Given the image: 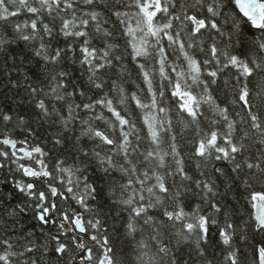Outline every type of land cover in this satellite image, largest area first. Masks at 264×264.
Masks as SVG:
<instances>
[{
	"label": "clouds",
	"instance_id": "9594fccd",
	"mask_svg": "<svg viewBox=\"0 0 264 264\" xmlns=\"http://www.w3.org/2000/svg\"><path fill=\"white\" fill-rule=\"evenodd\" d=\"M146 2L0 0V264H264V2Z\"/></svg>",
	"mask_w": 264,
	"mask_h": 264
},
{
	"label": "water",
	"instance_id": "95a60500",
	"mask_svg": "<svg viewBox=\"0 0 264 264\" xmlns=\"http://www.w3.org/2000/svg\"><path fill=\"white\" fill-rule=\"evenodd\" d=\"M248 16L259 15L258 4L264 2L261 0H242ZM254 216L258 224H264V198L256 200L254 205Z\"/></svg>",
	"mask_w": 264,
	"mask_h": 264
},
{
	"label": "snow or ice",
	"instance_id": "6c2138e0",
	"mask_svg": "<svg viewBox=\"0 0 264 264\" xmlns=\"http://www.w3.org/2000/svg\"><path fill=\"white\" fill-rule=\"evenodd\" d=\"M153 8L155 9L154 11L150 10ZM161 8H162L161 0H147V2L141 8L145 22L148 25L150 31L152 30V19L157 15L159 11H161ZM189 111H191L190 108ZM44 213L45 215H47L48 213L47 208L44 209ZM262 256H264V253H262Z\"/></svg>",
	"mask_w": 264,
	"mask_h": 264
},
{
	"label": "trees",
	"instance_id": "16d2710c",
	"mask_svg": "<svg viewBox=\"0 0 264 264\" xmlns=\"http://www.w3.org/2000/svg\"><path fill=\"white\" fill-rule=\"evenodd\" d=\"M261 1H264V0H261ZM14 78L15 77H13V79ZM0 83H3V81H0ZM7 91H8V88H4L3 92H0V98H2L3 95H4V92H7ZM3 163H4L3 158H0V165H3ZM6 177H7V173H4L3 167H0V179H5V181H6ZM9 190L12 191L13 193L16 192V190L11 187V184H7V182L5 184H0V191L7 192ZM263 197H264V194H256V195H253L251 197V207L249 208V211L251 213H253V215H254V205H255V201L258 198H263Z\"/></svg>",
	"mask_w": 264,
	"mask_h": 264
},
{
	"label": "bare ground",
	"instance_id": "6f19581e",
	"mask_svg": "<svg viewBox=\"0 0 264 264\" xmlns=\"http://www.w3.org/2000/svg\"><path fill=\"white\" fill-rule=\"evenodd\" d=\"M264 198V197H263ZM259 199V198H258ZM256 202V201H255Z\"/></svg>",
	"mask_w": 264,
	"mask_h": 264
}]
</instances>
